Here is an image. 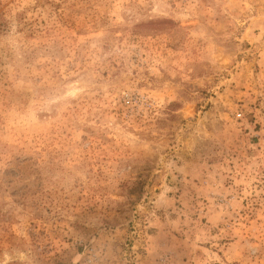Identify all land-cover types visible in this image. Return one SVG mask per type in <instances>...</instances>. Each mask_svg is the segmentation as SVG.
Listing matches in <instances>:
<instances>
[{
	"label": "rangeland",
	"instance_id": "obj_1",
	"mask_svg": "<svg viewBox=\"0 0 264 264\" xmlns=\"http://www.w3.org/2000/svg\"><path fill=\"white\" fill-rule=\"evenodd\" d=\"M0 264H264V0H0Z\"/></svg>",
	"mask_w": 264,
	"mask_h": 264
}]
</instances>
